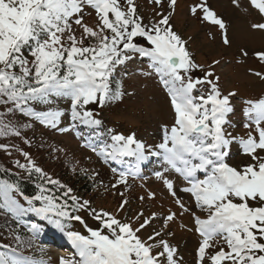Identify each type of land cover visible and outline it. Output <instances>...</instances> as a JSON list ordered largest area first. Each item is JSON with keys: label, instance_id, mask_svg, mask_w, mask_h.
I'll return each instance as SVG.
<instances>
[{"label": "snow or ice", "instance_id": "obj_1", "mask_svg": "<svg viewBox=\"0 0 264 264\" xmlns=\"http://www.w3.org/2000/svg\"><path fill=\"white\" fill-rule=\"evenodd\" d=\"M154 2L161 4L162 0ZM176 3L169 0L173 9ZM236 4L239 6V0ZM250 4L264 14V0H250ZM86 7L95 11L98 29L84 22ZM197 11L223 30V42L230 43L225 22L206 0L192 8L193 14ZM159 15L160 19L144 24L135 0H0V106L4 108L0 111V137H19L22 128L32 126L10 119L15 116L31 118L62 133L70 131L59 127L66 113L52 107L57 99L70 101L72 129L82 125L104 135L99 131L104 122L88 106H114L125 95H134L126 93L122 84L113 86V76L122 67L126 75L133 74L127 65L146 58L152 71L143 74L157 75L167 90L175 111L174 125L164 127L162 142L155 149H149L135 133L124 135L113 128L106 130L110 143L96 145L89 138L85 146L106 163L123 164L125 158L134 159V164L118 172L113 188L127 186L129 176L138 177L141 165L150 157L160 160L163 171L155 174L172 190L173 197L175 184L165 174L174 172L186 182L182 191L206 213V218L191 213L201 237L200 264L206 259L207 264H264V98L246 101V134L230 132L229 117L234 113L231 97L235 93L223 94L219 78L212 71H206L203 77L193 75L203 69L173 30L170 14ZM73 25L81 29L79 37ZM253 28L264 30V23ZM256 55L264 61V53ZM205 86L210 88L207 95L195 94ZM37 105L48 108L37 110ZM77 135L82 134L77 131ZM233 145L251 163L242 168L231 165L228 160ZM9 147L0 144L5 151ZM22 154L27 162L16 161V165L27 177L17 174L16 178L0 179V215L21 224L31 214L62 234L74 249V256L61 258V264H180L177 249L162 238L163 232L154 230L146 239L139 235L156 220L167 229L176 213L164 217L153 214L133 227L127 218L121 220L113 213L97 211L90 201L70 195L71 188L51 178L29 153ZM112 171L117 172L115 168ZM33 175L40 183L36 193L29 196L22 181ZM61 189L63 195L57 196L54 190ZM21 198L26 203H21ZM177 203L182 213L191 212L178 198ZM126 204L127 200L122 201L121 211ZM85 210L98 222L95 229L85 225L88 234L70 227L73 221L84 223L78 213ZM142 217L140 213L137 219ZM24 227L30 235L17 236V248L0 245L9 249L0 251V264H46L42 258L37 260L18 250L32 246L43 225L27 223ZM218 238L226 248L210 251ZM40 252L43 255L44 249Z\"/></svg>", "mask_w": 264, "mask_h": 264}, {"label": "rangeland", "instance_id": "obj_2", "mask_svg": "<svg viewBox=\"0 0 264 264\" xmlns=\"http://www.w3.org/2000/svg\"><path fill=\"white\" fill-rule=\"evenodd\" d=\"M137 11L143 18L144 24L160 19L159 14H170V23L173 30L186 42V47L194 61L205 67L218 77L219 88L223 94L235 93L231 97L234 113L230 115L231 127L229 131L234 135H245L244 128L246 117L244 110L248 107L246 101L264 98V61L260 60L257 53H264V30L253 28L254 24L264 23V14H261L250 0H206V3L222 18L226 25V34L230 43L223 42V30L209 21L203 19V14L192 12L194 6L205 0H177L176 6L170 7L169 0H162L156 4L154 0H137ZM84 22L98 29V17L93 9H84ZM77 37L81 35V29L73 25ZM88 40H85V45ZM246 53V55H245ZM146 58H139L127 65L131 75L125 74L122 67L114 73L113 83L122 84L124 91L134 95H125L122 102L114 106L100 107L92 104L88 107L97 113L103 127L99 129L104 135H98L96 129L79 126L72 129L69 108L70 101L57 99L52 105L65 111L59 127H68V132H60L46 125L40 124L31 118L23 116L10 117L19 123H30L32 126L21 129V136L0 137V144L9 145L7 151L0 149V167L4 170L27 177V174L17 167L16 161L26 163L22 153L30 154L31 159L55 180H59L66 188H71L70 195H75L81 201H90V206L97 211L104 210L113 213L121 220L127 218L133 227H139L143 218H150L153 214L164 217L167 214L176 213V219L167 229L162 228L161 220L153 222L151 227L142 230L139 235L146 239L154 230L164 233L163 239L168 240L178 251L180 264H200L198 247L201 237L196 233L194 217L191 213L206 218V213L201 212L194 198L182 191L186 182L181 180L174 172L166 173L167 179L175 184L176 196L171 194L163 181L156 176L157 171H163L161 162L156 157L141 165L143 174L141 177H128L127 186L118 185L113 188L118 180V172L126 170L135 161L133 158H125V163L118 164L114 161L105 162L102 157L93 152L85 144L89 138L96 145L104 141L111 142L107 136V129L113 128L117 133L129 135L135 133L136 138L145 143L149 149H155L162 142L163 129H169L175 123V111L170 103L167 90L160 84L159 77L155 74L146 76L143 73L151 72ZM209 86L198 90L195 94L207 95ZM37 110H47L48 106L37 105ZM0 106V111H3ZM77 131L81 136L77 135ZM30 141L26 143L25 141ZM59 149V151H57ZM11 154H8V153ZM228 162L237 167H243L251 163L250 158L233 145ZM116 169L114 173L112 169ZM141 169V171H142ZM87 173V176L85 175ZM142 173V172H141ZM94 177L90 179L88 177ZM202 178V175H201ZM27 179V178H26ZM78 184H74V181ZM86 187L88 194H82L80 187ZM177 198L189 208L191 212L182 213ZM127 200L123 211L120 210L122 201ZM143 217L137 219L138 214ZM84 223L73 221L70 227L74 231L88 234L87 227L97 228L98 222L88 211L78 213ZM30 223L23 220L18 224L11 219L0 215V241L10 245H17L16 237H27L24 224ZM44 230L35 239L30 247L22 248L27 256L37 260L43 259L46 264H61V258H72L74 249L58 231L52 229L46 222L39 223ZM86 225V226H85ZM170 233V234H169ZM223 245L219 238L214 242L210 251L215 252ZM44 249L43 255L40 249ZM66 254V255H65ZM78 258V257H77ZM207 264V259L205 261Z\"/></svg>", "mask_w": 264, "mask_h": 264}, {"label": "trees", "instance_id": "obj_3", "mask_svg": "<svg viewBox=\"0 0 264 264\" xmlns=\"http://www.w3.org/2000/svg\"><path fill=\"white\" fill-rule=\"evenodd\" d=\"M138 3H139V2H138L137 0H135V5H136V7L139 6ZM138 15L140 16L139 13H138ZM139 42H140L141 44L144 43V41H143L142 39H140ZM197 64H198V63H197ZM199 65H200V64H199ZM200 66H201V69H203V71H201V70H197V71H195V72L193 73V75H194L195 77H203L204 74H205V72L208 71V69L205 68V67H209L210 65H209V66H202V65H200ZM115 85H116V84L113 83V86H115ZM16 176H17L16 174L11 173V172H8V171H6V170H4L3 168L0 167V179L16 178ZM50 177L52 178V176H50ZM53 179H54V178H53ZM78 181H79V180H77L76 182L74 181V184H75V185L78 184ZM38 183H40V181L36 178L35 175H33L31 178L24 179V180L22 181V187H23V190H24L25 194H27V195H29V196L35 194L36 191H37L36 185H37ZM49 187H52V186H49ZM65 188H66V187H65ZM63 190H64V189H61V190H54V191H55V194H56L57 196H62V195H63ZM79 191H80L82 194H88V193H89V191H87V188H86L85 186H84V187H80V188H79ZM21 203H26V202L23 201L22 198H21ZM9 219H10V218H8V220H9ZM23 220H28L30 223H42V222H44V221H42V220H39V218H37V217H35L34 215H31V214L28 215V216H25V217L23 218ZM0 245L9 246V247H11V248H17V247H18V246H15V245H10V244L3 243L2 241H0ZM8 250H9V249L6 248V247H0V251H8ZM18 250L23 251V253L27 256L26 252H24V250H23L22 248H18Z\"/></svg>", "mask_w": 264, "mask_h": 264}, {"label": "bare ground", "instance_id": "obj_4", "mask_svg": "<svg viewBox=\"0 0 264 264\" xmlns=\"http://www.w3.org/2000/svg\"><path fill=\"white\" fill-rule=\"evenodd\" d=\"M142 171H140V174H141Z\"/></svg>", "mask_w": 264, "mask_h": 264}]
</instances>
